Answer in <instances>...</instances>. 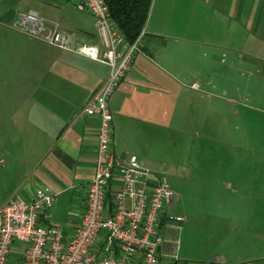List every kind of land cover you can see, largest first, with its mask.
<instances>
[{"label": "crops", "instance_id": "0c3cea01", "mask_svg": "<svg viewBox=\"0 0 264 264\" xmlns=\"http://www.w3.org/2000/svg\"><path fill=\"white\" fill-rule=\"evenodd\" d=\"M25 11L59 21L70 47L101 45L94 22L81 13L67 25L45 10H0V209L14 193L31 199L49 186L56 199H81L77 220L62 227L69 237L85 208L100 123L83 108L108 67L10 29ZM138 46L109 100L112 151L223 191L216 204L254 208L248 237L244 218L222 220L237 230L224 223L209 232L219 242L203 259H175L178 228L164 226L160 258L264 264V0H152ZM168 146L183 153L167 160ZM45 215V225L59 226L51 208Z\"/></svg>", "mask_w": 264, "mask_h": 264}, {"label": "built area", "instance_id": "2783aa9c", "mask_svg": "<svg viewBox=\"0 0 264 264\" xmlns=\"http://www.w3.org/2000/svg\"><path fill=\"white\" fill-rule=\"evenodd\" d=\"M76 8L93 16L101 50L90 44L70 47L58 24L34 11L18 12L8 27L108 67L103 83L83 108L100 122L85 208L74 232L65 237L61 227L44 223L56 199L49 186L37 187L31 199L12 194L0 209V264H12V258L17 264H159L164 226L183 221L167 215L174 198L168 177L143 166L135 155L122 159L112 151L109 100L139 51L138 38L126 44L103 0H80ZM16 242L26 244L17 254L12 251Z\"/></svg>", "mask_w": 264, "mask_h": 264}, {"label": "rangeland", "instance_id": "374dc122", "mask_svg": "<svg viewBox=\"0 0 264 264\" xmlns=\"http://www.w3.org/2000/svg\"><path fill=\"white\" fill-rule=\"evenodd\" d=\"M79 1L80 0H0V10H6L7 8L17 11L45 10L48 16L58 14L59 19L67 25L76 13H81L86 16L89 22H94V18L92 19L93 16L90 15L89 12L78 11L76 5ZM57 23L61 28L60 22L58 21ZM75 35L81 38L85 37L84 34L80 32H75ZM198 147L200 149L201 144H199ZM182 151V148L178 151L177 147L172 148L168 146L166 150V159L171 160L174 158L175 154L177 156L183 153ZM166 175L174 192V198L167 208V215H176L183 218L182 222H174V225H178L179 228L176 232H173L171 237L176 247L174 252L175 259L183 257L184 254L190 257L191 261L193 259H203L213 250H216V244L219 240L210 239L208 237L209 232L215 231L218 227H226V225L235 227V230H237V223L224 222L226 223L225 225L221 222L225 219H233L234 217L244 218L245 224H240V226L243 227L248 237L249 233L246 230L253 225L249 219L254 215V208H252V206L228 207L216 204L213 198H221L222 194H224L223 191H209L207 190V184H202L197 180V182H195L192 178L188 180L185 175L178 176L171 173ZM225 193L227 194L226 191ZM80 207L81 199L79 200L69 195H63L56 199L51 207V220L57 223L61 228L66 227L77 220ZM214 221H216L215 224H213ZM250 242H252V239L246 238V243L250 244ZM24 247H26V244L16 242L12 245V251L17 254ZM167 261L166 257H161L159 264H167ZM10 263L17 264L18 262L15 258H12L10 259ZM189 264L196 263L190 262Z\"/></svg>", "mask_w": 264, "mask_h": 264}, {"label": "trees", "instance_id": "16d2710c", "mask_svg": "<svg viewBox=\"0 0 264 264\" xmlns=\"http://www.w3.org/2000/svg\"><path fill=\"white\" fill-rule=\"evenodd\" d=\"M111 21L123 34L126 44L134 42L146 23L152 0H103Z\"/></svg>", "mask_w": 264, "mask_h": 264}, {"label": "flooded vegetation", "instance_id": "af4514ba", "mask_svg": "<svg viewBox=\"0 0 264 264\" xmlns=\"http://www.w3.org/2000/svg\"><path fill=\"white\" fill-rule=\"evenodd\" d=\"M171 264H172V262H171Z\"/></svg>", "mask_w": 264, "mask_h": 264}]
</instances>
